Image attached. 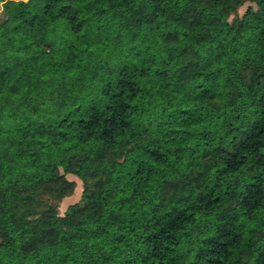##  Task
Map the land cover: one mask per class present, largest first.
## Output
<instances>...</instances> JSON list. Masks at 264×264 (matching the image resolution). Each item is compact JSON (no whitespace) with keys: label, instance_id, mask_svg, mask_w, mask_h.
<instances>
[{"label":"trees","instance_id":"obj_1","mask_svg":"<svg viewBox=\"0 0 264 264\" xmlns=\"http://www.w3.org/2000/svg\"><path fill=\"white\" fill-rule=\"evenodd\" d=\"M0 3V264H264V0Z\"/></svg>","mask_w":264,"mask_h":264},{"label":"rangeland","instance_id":"obj_2","mask_svg":"<svg viewBox=\"0 0 264 264\" xmlns=\"http://www.w3.org/2000/svg\"><path fill=\"white\" fill-rule=\"evenodd\" d=\"M247 6L248 4L244 5L242 8L239 9V13L241 15L245 12ZM2 10H3V5L2 3H0V13L2 12ZM67 177L71 180L76 181V188L72 195L64 198L63 201L61 202L60 208H59V211L61 214H64V212L66 211V209L68 208L70 204L78 202L81 199L82 192H83V183L79 177L73 174H68Z\"/></svg>","mask_w":264,"mask_h":264}]
</instances>
